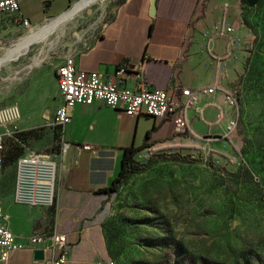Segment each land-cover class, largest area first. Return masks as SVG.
Masks as SVG:
<instances>
[{
  "label": "crops",
  "instance_id": "1",
  "mask_svg": "<svg viewBox=\"0 0 264 264\" xmlns=\"http://www.w3.org/2000/svg\"><path fill=\"white\" fill-rule=\"evenodd\" d=\"M153 2L151 15L152 0H112L109 17L97 22L86 45L75 52V68L112 78L120 66L134 64L137 69L143 61L150 87L170 92L176 87L216 90L199 98L201 113L186 112L188 130L183 134L176 132L170 118L129 116L100 102L68 109L69 120L59 128L60 143L68 147L57 159L54 205L15 203L11 195L3 208L8 226L22 239L34 233L63 234L66 264H110L102 228L109 200L100 189L116 175L125 147H141L135 156L144 158L164 150L188 151L197 140L220 135L230 117L224 93L242 73L243 47L251 36L242 20L243 0ZM50 3L20 0V10L33 28L61 24L65 9L43 17L35 14L39 4L48 8ZM5 15L9 14L0 11V18ZM6 59L0 60V67L15 60ZM21 71L14 85L21 83L22 88L14 86L11 91L21 109L19 128H31L38 120L52 124L50 109L58 104L56 72L36 68L34 62ZM124 84L133 87L135 78ZM49 244L48 239L33 248L0 253V264H47ZM38 248L44 251L43 259L34 258Z\"/></svg>",
  "mask_w": 264,
  "mask_h": 264
},
{
  "label": "rangeland",
  "instance_id": "2",
  "mask_svg": "<svg viewBox=\"0 0 264 264\" xmlns=\"http://www.w3.org/2000/svg\"><path fill=\"white\" fill-rule=\"evenodd\" d=\"M49 1L48 8L39 4L37 16L64 9L65 16L81 0ZM111 6L112 0H95L57 28L50 22L33 28L10 15L0 18V60L33 39L24 54L0 67V107L18 105L11 91L22 88L14 80L24 65L34 62L36 68L55 71L65 55L84 47ZM243 20L251 36L243 47L242 73L227 88L238 97L236 108H228L235 128L197 140L188 151L134 156L143 165L109 201L102 226L113 264H264V0L244 6ZM56 107L50 109L51 120ZM47 122L22 129L32 130L23 149L57 160L64 154L59 131ZM15 175L16 165L2 170V208L11 201Z\"/></svg>",
  "mask_w": 264,
  "mask_h": 264
},
{
  "label": "built area",
  "instance_id": "3",
  "mask_svg": "<svg viewBox=\"0 0 264 264\" xmlns=\"http://www.w3.org/2000/svg\"><path fill=\"white\" fill-rule=\"evenodd\" d=\"M0 11L13 16L21 25L28 26L29 21L20 10V0H0ZM86 43L84 44V46ZM74 54L69 53L55 69L57 78V99L52 125L62 126L69 120L68 109L76 104L100 102L129 116L145 115L155 118H170L178 133L188 130L186 112L189 109L201 113L197 106L202 95H211L215 86L189 88L176 87L173 92L164 88L150 87L143 75L144 62L138 68L134 64L120 66L112 78H105L98 71L76 69ZM135 78V85H125L127 79ZM224 100L229 107L237 106L236 92H225ZM21 114L17 104L0 107V187L2 180V156L5 138H16L21 129L18 122ZM235 116H231L224 127L231 132L236 126ZM68 143L63 142L61 152L65 153ZM86 148L89 146L85 145ZM16 175L12 199L15 203L38 207L54 205L57 183V160L38 154L25 148L16 160ZM50 240L51 250L47 264H66L63 252L65 236L58 232L49 235L34 233L23 239L12 232L3 213L0 200V253L33 248ZM110 264H113L110 262Z\"/></svg>",
  "mask_w": 264,
  "mask_h": 264
},
{
  "label": "trees",
  "instance_id": "4",
  "mask_svg": "<svg viewBox=\"0 0 264 264\" xmlns=\"http://www.w3.org/2000/svg\"><path fill=\"white\" fill-rule=\"evenodd\" d=\"M244 6L247 5L246 0H243ZM243 20V19H242ZM244 22V20H243ZM245 23V22H244ZM60 126H57L59 131ZM32 131H20L16 134V138H5L3 146V156H2V169L7 165H15L17 158L23 153L25 146L24 137L27 132ZM143 147V146H142ZM141 149V147L128 146L123 149V153L120 158V164L116 175L112 178L109 184L100 189V191L105 192L108 196V200L111 201L118 194L121 184L128 178L129 174L135 172L137 169L142 167L143 164L139 163L134 159L135 154ZM173 157L185 158L186 156L180 153H172ZM151 155L147 157L150 159ZM108 213V208L105 211V216Z\"/></svg>",
  "mask_w": 264,
  "mask_h": 264
},
{
  "label": "bare ground",
  "instance_id": "5",
  "mask_svg": "<svg viewBox=\"0 0 264 264\" xmlns=\"http://www.w3.org/2000/svg\"><path fill=\"white\" fill-rule=\"evenodd\" d=\"M95 0H81L79 3H77V4H75L74 5V7L65 15V16H63L62 17V19H63V22L61 23V24H55V25H53V27H56V26H60V25H63V23L65 22V21H67V20H70V19H72L74 16H75V14L77 13V12H79L78 10L82 7V6H84V5H87V4H89V3H92V2H94ZM57 28V27H56ZM27 37V36H26ZM44 38V37H43ZM45 40V39H44ZM33 41V39H26L25 41H24V43H23V46H22V48L19 50V51H17V52H13V54L12 55H10L9 57H7V59L6 60H11V59H15V58H17L18 56H20L21 54H24L26 51H27V49H28V46L30 45V43ZM41 41V40H40ZM37 60V62H39L40 60H41V58H37L36 59ZM36 62V61H35Z\"/></svg>",
  "mask_w": 264,
  "mask_h": 264
},
{
  "label": "water",
  "instance_id": "6",
  "mask_svg": "<svg viewBox=\"0 0 264 264\" xmlns=\"http://www.w3.org/2000/svg\"><path fill=\"white\" fill-rule=\"evenodd\" d=\"M154 0H152L151 3V8H150V14H154ZM247 4L249 6H253L254 4H256L257 0H246ZM34 258L35 259H43L44 258V251L43 249H35L33 252ZM104 264V263H103Z\"/></svg>",
  "mask_w": 264,
  "mask_h": 264
}]
</instances>
